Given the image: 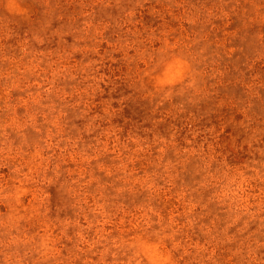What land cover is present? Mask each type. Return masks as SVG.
I'll return each mask as SVG.
<instances>
[{"label": "rangeland", "instance_id": "obj_1", "mask_svg": "<svg viewBox=\"0 0 264 264\" xmlns=\"http://www.w3.org/2000/svg\"><path fill=\"white\" fill-rule=\"evenodd\" d=\"M0 264H264V0H0Z\"/></svg>", "mask_w": 264, "mask_h": 264}]
</instances>
